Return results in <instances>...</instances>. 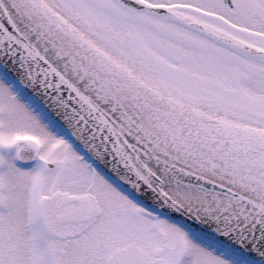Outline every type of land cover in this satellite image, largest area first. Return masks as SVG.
Here are the masks:
<instances>
[{
  "label": "snow or ice",
  "instance_id": "1",
  "mask_svg": "<svg viewBox=\"0 0 264 264\" xmlns=\"http://www.w3.org/2000/svg\"><path fill=\"white\" fill-rule=\"evenodd\" d=\"M0 264H264V0H0Z\"/></svg>",
  "mask_w": 264,
  "mask_h": 264
}]
</instances>
